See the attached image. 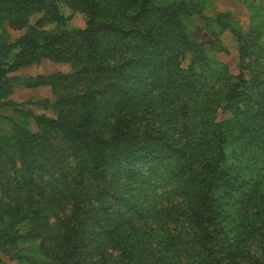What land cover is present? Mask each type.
<instances>
[{"label": "trees", "instance_id": "trees-1", "mask_svg": "<svg viewBox=\"0 0 264 264\" xmlns=\"http://www.w3.org/2000/svg\"><path fill=\"white\" fill-rule=\"evenodd\" d=\"M153 1L0 0V264H264V6L224 26L235 73L191 40L201 0ZM44 58L71 69L21 83L55 100L10 99Z\"/></svg>", "mask_w": 264, "mask_h": 264}, {"label": "rangeland", "instance_id": "rangeland-1", "mask_svg": "<svg viewBox=\"0 0 264 264\" xmlns=\"http://www.w3.org/2000/svg\"><path fill=\"white\" fill-rule=\"evenodd\" d=\"M180 1L183 0H154L151 3V5H153L151 13L154 12V8L157 10L158 6H162V8H164L174 2L176 3ZM201 2V13L193 14L191 17L190 15L184 17V23L186 24L189 32H191V40L195 43L197 49L205 53L207 52L209 57L214 58L219 62L228 64L233 72H238L239 41L237 36L228 27L224 29V26H226V22L228 23L232 20L234 22H239V27L242 31L246 33L253 31L252 29L256 27V21L253 18V13L256 12L257 8L260 9L264 6V0H201ZM64 9L66 14L70 15V19L68 21L69 27L83 28L85 26V15L82 12H73L68 7H65ZM39 16L40 14L32 15L30 22H36ZM48 27H52V25H48ZM4 28L6 29V34L8 35L10 42L23 35L26 31V28L14 29L7 24ZM2 29L0 28V33H2ZM16 50L17 49H14V51ZM70 69L71 65L69 63L54 62L48 58H44L40 62L33 63L25 67H21L12 73V75L19 76L21 79L14 83V87L12 93L9 95V98L17 101V103L20 101H39L42 99H47L52 102L56 98L52 85L44 84L29 87L21 82H23L24 79H29L30 77H36L38 75L49 76L58 71L68 72ZM151 87V83L147 84L148 92ZM28 107H30L34 113L46 112L51 116L55 115V111L53 109L44 108L40 104L35 103ZM5 112L12 118L18 119L16 116L17 114L11 109H6ZM218 116L220 119L226 117L227 112L220 111ZM30 125L32 129H36V125L33 120ZM11 128L12 123L8 120L0 124V129L3 131L10 132ZM263 154L258 155L260 165H264ZM8 262L10 264H31L28 260H23L20 263L17 261Z\"/></svg>", "mask_w": 264, "mask_h": 264}]
</instances>
